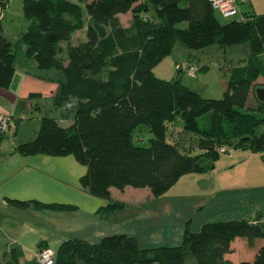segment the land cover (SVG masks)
I'll return each mask as SVG.
<instances>
[{
    "label": "trees",
    "instance_id": "obj_1",
    "mask_svg": "<svg viewBox=\"0 0 264 264\" xmlns=\"http://www.w3.org/2000/svg\"><path fill=\"white\" fill-rule=\"evenodd\" d=\"M8 1L0 0V7ZM245 1L238 4L239 11ZM148 2L156 6L157 16L145 14ZM84 8L89 19L86 39L74 45L73 35L85 27ZM216 10L221 13L209 0H23L29 24L20 42L40 69L63 73L54 106L73 120L65 125L54 115H43L35 136L17 144V151L73 153L87 166L81 184L105 198H111L113 187L127 186L149 187L161 196L184 174L213 169L224 145L264 151V101L256 92L259 77H264V12L241 11L240 18L223 23ZM129 11L132 19L126 27L119 14ZM182 22L187 25L180 26ZM1 26L0 87L6 88L20 42L3 34ZM63 41L68 42L65 56ZM178 41L192 49L248 42L251 53L243 64L231 66L224 95L207 97L180 77L167 80L155 73L156 64ZM177 64L181 74L185 68ZM194 64L199 71L200 65ZM178 117L183 120L180 135L177 127H170ZM142 123L153 132L148 145L134 136ZM187 133L198 136L199 152L191 153ZM8 136L0 128V145ZM8 199L20 207L69 206ZM116 205L121 201L110 203ZM263 214L205 221L198 230L187 226L182 242L171 245L142 247L135 235L126 233L108 234L96 243L71 237L56 248L54 264H264ZM240 237L251 246L261 240L251 260L228 257ZM17 263L14 250L7 264Z\"/></svg>",
    "mask_w": 264,
    "mask_h": 264
},
{
    "label": "crops",
    "instance_id": "obj_2",
    "mask_svg": "<svg viewBox=\"0 0 264 264\" xmlns=\"http://www.w3.org/2000/svg\"><path fill=\"white\" fill-rule=\"evenodd\" d=\"M261 1L246 0L241 3L240 10L244 12L248 8L257 13L264 12V7L259 6ZM14 2L23 5V0H9L0 11V22L3 34L17 44L29 22L22 19L21 30L16 35L9 31L6 22L10 19L6 16L9 14L10 17V6ZM240 13L236 15L241 16ZM125 14L132 16L131 11L119 16ZM244 44L246 61L251 49L248 42ZM19 45L16 46L12 82L9 87H0V114L9 115V121L20 119L25 122L34 100L41 96L50 97L53 107L60 110L54 106V97L64 75L55 68L40 69L27 55L25 43L22 45L25 48L23 56L18 58ZM175 47L167 55L172 59H175ZM263 54H260L262 61ZM199 62L203 71L210 67L202 57ZM159 66L158 63L154 67L155 73L165 77ZM257 82L264 85V77L260 76ZM54 116L65 125L73 120L62 117L61 110ZM41 117L37 116L31 127L27 124L19 127L20 121L14 135H9L0 145V264H7L14 250L18 255L17 264H42L38 257L41 246L58 248L71 237L96 243L105 235L126 233L135 235L142 247L177 244L182 242L187 226L198 230L205 221L256 219L264 211V185L252 188L253 193L236 186L238 184L234 181L240 182L241 178H230L228 173L234 164L230 166L228 159L221 157L213 169L184 174L158 197L149 187L132 186L120 189L121 192L115 195L117 189L113 187L111 198L96 195L81 184L80 177L87 166L73 153L22 154L17 151V144L35 136ZM218 163L224 165L219 167ZM8 197L69 206L20 207L12 204ZM114 200L121 201L122 205L110 206ZM261 217L264 220V214Z\"/></svg>",
    "mask_w": 264,
    "mask_h": 264
},
{
    "label": "rangeland",
    "instance_id": "obj_3",
    "mask_svg": "<svg viewBox=\"0 0 264 264\" xmlns=\"http://www.w3.org/2000/svg\"><path fill=\"white\" fill-rule=\"evenodd\" d=\"M259 6L264 7V0L260 2ZM245 10L249 13L254 12L253 9L246 8ZM10 12H11L10 17L9 14H7L8 16H6V19H10V21H7L6 24L8 26L9 31L12 32V34L16 35L21 30L22 19H26L23 14L22 3L19 2L16 4V2H14L13 4H11ZM84 12H85V27L83 29H80L78 32H76L73 35L71 41L72 44L74 45H78L82 40L86 39V28L89 19L85 8H84ZM145 14L149 16H157L158 11L156 9V6L152 2H148V10L146 11ZM216 14L223 23L228 22L234 18L241 17L240 15L225 17L218 10H216ZM131 19H132L131 14H125L119 16L120 22L126 27L130 25ZM186 25L187 22H182L180 24V26H186ZM22 45L23 43L19 45L18 58L23 56V51L25 50V48H23ZM245 47L246 46L244 43L234 44V45H221L217 43L214 44V46H209L202 49H192L186 46L181 41H178L175 47V51L173 52V55H175V59L174 58L172 59L170 56H166L159 62L160 64L159 67L163 72L162 74L165 75V77L163 76L160 77L167 78V80H173L175 78L180 77L181 81L184 84L190 86L192 89L198 90L204 96L220 98L224 95L225 81L229 76V71L231 66L243 64L245 62L244 59L246 56ZM60 48H61V53L64 54V56L68 55L67 41L61 42ZM185 51H190L192 53L187 54L185 53ZM200 57H202L203 60L208 65H210V67L206 71L200 69L198 71L197 76L192 77L188 74L186 69L189 67L191 63L197 62L199 65H202V63L199 62ZM262 59L264 61V54L262 56ZM177 63H181L185 68L181 72V74H179L177 70L176 67ZM204 80H206V82ZM59 114H60V110L53 107L51 98L41 96L40 99L34 100L33 107L28 112V121L24 122L20 120L21 123L19 124V127L20 126L22 127V125H26V124L27 126L31 127L34 121L36 120L37 116L59 115ZM12 121H7V127H6L7 132H9V135L11 136H13L14 132L17 130V123H16L17 120L14 119ZM10 122L11 125L9 124ZM173 126L177 127L176 131L178 135H180V132L178 131L182 130L183 128L182 127L183 120L181 119V117H178L174 122L170 124V127ZM187 135L188 137H186L185 141L188 142V144L190 143L193 145L192 149L190 150L191 153L199 152L200 147L197 144L198 136L195 135L194 133H187ZM134 136L139 144L148 145L150 144L149 142H150V138L153 136V132L151 131L150 127L147 124L142 123L135 129ZM168 139L170 141L174 140L170 136V134ZM221 158L228 159L227 161L228 164H230V166L234 164L232 168L228 167L231 168V170H229L228 172L231 174L230 178L239 177L241 178V181L243 180V183H240L241 181L240 182L234 181V183L236 182L238 184L236 186L243 187L241 189L247 188L245 191H250L253 193L254 189L252 188H258L261 185H264V151L253 152L251 150L243 149V148L231 149L230 152L223 153L221 155ZM220 161L221 160H218V162ZM217 165L221 167L224 164L218 163ZM219 170H222V168H219ZM115 188L117 190H114V195L117 194L118 191L121 192L119 188L117 187ZM257 243L258 245L255 244V246H251L245 238L240 237L234 241L233 250L231 253L228 254V257H230L235 262H239L241 260H251L254 254L256 253L257 248L261 243V240L259 241L257 240Z\"/></svg>",
    "mask_w": 264,
    "mask_h": 264
},
{
    "label": "built area",
    "instance_id": "obj_4",
    "mask_svg": "<svg viewBox=\"0 0 264 264\" xmlns=\"http://www.w3.org/2000/svg\"><path fill=\"white\" fill-rule=\"evenodd\" d=\"M214 7L218 8L221 13L226 16L230 17L233 15H236L239 11L238 4L245 0H209ZM2 7H0L1 11ZM180 65L177 64V67ZM199 67L198 65L192 63L189 65V67L186 69L188 74L192 77H195L197 74ZM10 120L9 115L6 114H0V128L6 129L7 127V121ZM231 149H234L233 147H229L227 145L221 146L219 148V151L221 153H228ZM56 248L52 245H43L40 247L38 257L42 264H54L56 260Z\"/></svg>",
    "mask_w": 264,
    "mask_h": 264
},
{
    "label": "water",
    "instance_id": "obj_5",
    "mask_svg": "<svg viewBox=\"0 0 264 264\" xmlns=\"http://www.w3.org/2000/svg\"><path fill=\"white\" fill-rule=\"evenodd\" d=\"M258 98L264 101V85H258L256 87Z\"/></svg>",
    "mask_w": 264,
    "mask_h": 264
}]
</instances>
